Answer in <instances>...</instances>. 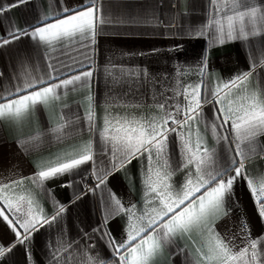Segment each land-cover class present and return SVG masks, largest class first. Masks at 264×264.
I'll return each mask as SVG.
<instances>
[{"label": "snow or ice", "instance_id": "6c2138e0", "mask_svg": "<svg viewBox=\"0 0 264 264\" xmlns=\"http://www.w3.org/2000/svg\"><path fill=\"white\" fill-rule=\"evenodd\" d=\"M26 2L15 0L0 5V15ZM55 3V9L45 14L31 31L10 26L6 35L0 36V47L23 36L53 52L58 46L88 47L95 43L100 26L108 22L97 0H86L75 7L63 5L61 0ZM208 4L207 18L194 34L208 36L220 45L236 40L250 43L260 38L257 54L248 53L249 69L209 85L205 79L208 76L205 56L195 73L198 81L186 83L181 78L191 73L181 70L171 87L172 97L156 103L157 114L114 116L106 111L101 126L96 123L93 97L86 96L87 131L98 136V141L83 140L55 159L37 161L31 176L0 183V222L13 236L7 245L0 244V260L18 245L30 253L34 233L66 212V206L56 202L49 216L33 193L18 192L17 188H23L28 180L46 192L45 182L79 174L83 166L90 165L96 183L88 191L99 190L102 212V224L93 231L106 240L111 259L95 252V245L80 247L78 241L60 238L50 249L49 264H154L178 238L187 237L195 246L194 235L199 237V244L195 246L192 264H264V234L252 237L245 218L240 219L234 232L221 234L216 228L220 219L231 215L227 203L234 196V185L239 180L246 183L257 214L264 222V174L253 177L245 165L247 159L264 153V144L259 139L264 136V86L259 80L255 87L250 84L257 69L264 71V0H208ZM22 67L21 76L15 78L18 82L0 92V122L23 124L37 106L47 108L60 100L59 90L85 86L93 75L91 70H85L60 79L51 72L33 75L29 67ZM48 67L57 71L51 64ZM117 75L122 79L135 72L120 69L113 73L114 78ZM170 99L175 102L170 103ZM206 105H211L210 120L205 115ZM61 120V124L49 130L59 142L71 137L76 125V121L64 115ZM208 133L217 144L226 145L223 158L216 148L208 147ZM44 135L38 132L24 144L38 147ZM170 143L176 152L170 150ZM97 144L103 158L98 157ZM134 159L142 165L141 197L137 203L126 205L108 189V179ZM116 216L125 221L120 239L107 230L109 219Z\"/></svg>", "mask_w": 264, "mask_h": 264}, {"label": "crops", "instance_id": "0c3cea01", "mask_svg": "<svg viewBox=\"0 0 264 264\" xmlns=\"http://www.w3.org/2000/svg\"><path fill=\"white\" fill-rule=\"evenodd\" d=\"M14 2L0 0V5ZM85 2L61 0L69 7ZM97 6L108 22L100 26L95 43L88 47L78 44L58 46L53 52L43 45L37 46L36 41L27 36L0 47V92L18 82L15 78L21 76L22 66L29 67L33 75L51 72L60 79L80 71L93 72L87 85L59 90L60 100L47 108L37 106L23 124L0 122V183L31 176L37 161L55 159L83 140L91 138L98 141V136L87 131L86 96L93 97L98 126L102 125L106 111L114 116L147 117L158 113L157 102L163 103L172 97L171 87H174L181 70L191 73L181 78L186 83L198 81L195 73L206 56L208 76L205 79L212 85L217 79L227 80L237 72L247 71L250 63L248 53L251 51L255 56L260 47V38L250 43L236 40L220 45L208 36L195 35V30L207 18L208 0H97ZM55 7V0H27L19 7L11 8L0 15V36L6 35L10 26L31 31L32 26ZM49 64L57 71L49 68ZM120 69L125 73L133 70L135 75H125L122 79L117 75L114 78L113 73ZM257 80L264 86V71L257 69L254 72L250 81L252 87L256 86ZM169 102L175 101L170 99ZM204 111L210 120L211 105H206ZM61 115L76 121L74 134L63 142L57 141L49 131L63 122ZM200 127L203 132L204 124ZM38 132L46 133L43 143L38 147L24 144L27 138ZM206 139L208 147L216 148L223 158L226 145L217 144L210 133L206 134ZM259 139L264 144V136ZM170 150L177 151L171 143ZM97 153L99 158H103L99 144ZM245 165L253 177L264 174V153L247 159ZM176 179L179 180L180 176ZM141 181V161L134 159L126 168L109 177L107 187L127 205L140 200ZM95 183L90 165L83 166L79 174L63 175L45 182L46 192L25 180L23 188H17V191L33 193L47 215L53 214L56 202L65 205L66 212L51 225H45L34 233L29 244L30 253L18 245L0 260V264H49L50 249L60 238L78 241L80 247L95 245V252L111 259L106 240L99 232L93 231L102 224L100 192L88 191ZM69 184L71 187L62 186ZM78 195L81 198L77 199ZM227 207L231 209V215L220 219L216 225L221 234L236 231L242 217L247 220L252 237L264 234V222L259 218L243 180L234 185V196L228 199ZM124 227L122 216L109 219L107 224V230L117 239L121 238ZM12 239L11 232L0 222V244L7 245ZM193 240L198 246L199 237L194 235ZM195 246L187 237L178 238L165 248L154 264H192Z\"/></svg>", "mask_w": 264, "mask_h": 264}]
</instances>
